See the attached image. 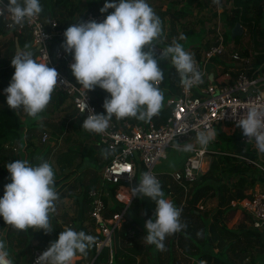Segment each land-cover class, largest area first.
<instances>
[{
    "label": "clouds",
    "instance_id": "1",
    "mask_svg": "<svg viewBox=\"0 0 264 264\" xmlns=\"http://www.w3.org/2000/svg\"><path fill=\"white\" fill-rule=\"evenodd\" d=\"M213 3L220 6V0H213ZM108 9L113 11L102 22L91 20L69 26L61 45L74 61L70 69L81 85L84 97L80 102L81 113L88 107L85 103L87 93L95 87L110 94L102 105L105 114H94L89 109L83 121L82 129L96 134L106 133L114 117L150 123L154 116L159 115L165 97L159 87L164 73L158 67V59L171 62L184 88L203 83V73L198 69L194 55L179 42L172 41L160 50L158 58L155 56L153 47L163 39V23L147 0H106L99 11L105 13ZM42 11L40 0L0 3V17L11 18L9 28H23L27 21L34 20ZM33 55L28 45L16 51L11 58L15 71L4 92L11 109L16 112L22 110L28 117L38 118L49 105L57 86L66 81L58 83L57 70L48 67V61L39 62ZM237 125L248 138L247 142H254L258 154L264 158V105H248ZM189 130L192 129L186 126L179 133L185 134ZM216 136V129L206 125L197 132L195 141L206 149ZM174 147L183 152L194 149L190 143H175ZM103 154L106 158L107 153ZM37 159L40 161L37 165L26 159H17L6 165L11 183L5 185L4 195L0 198V217L16 230L35 229L48 234L53 230L51 215L56 211L59 193L55 187L53 166L42 157ZM128 196L129 200L131 197H146L155 203L154 219L145 221L144 242L154 245L158 251L165 250L166 237L187 227L181 221L182 207H177L165 197L161 182L152 173H142L138 185L130 190ZM95 242L93 235L65 228L37 258L36 264H74L75 257L86 255ZM0 264H14L3 238H0Z\"/></svg>",
    "mask_w": 264,
    "mask_h": 264
},
{
    "label": "trees",
    "instance_id": "2",
    "mask_svg": "<svg viewBox=\"0 0 264 264\" xmlns=\"http://www.w3.org/2000/svg\"><path fill=\"white\" fill-rule=\"evenodd\" d=\"M229 1L231 5L230 8L224 9L219 14L226 28V31H224V38L226 37L227 39L231 37L230 30L237 22H239L242 27L247 26V32L251 35L252 39L255 40L256 35L263 37L264 24H261V20L264 19V0ZM105 2L106 0H40L43 11L39 16L42 19H56L60 25H65L72 17H83L91 5L100 3L97 8L99 11ZM108 2H114V0H108ZM177 2L182 4L177 6ZM192 5L197 7L198 12L209 6L213 11L212 17H216L217 15L213 0H172L164 9L158 6L154 11L160 17L162 23L167 20L170 33L176 34L180 19L192 13ZM112 11L113 9H108V11L103 14L106 17ZM180 26L183 27L181 24ZM208 29H210L208 32L212 33L213 30L210 27H208ZM7 32H9V30L4 28V18L2 17L0 18V34H6ZM183 33H185L186 36L198 33L202 35V38L204 34L202 29H200L199 32H194L193 27L183 29ZM237 36L238 35H235L233 38L235 39ZM178 42H180V40ZM15 44L19 47L25 45L30 46L31 36L28 31L13 32L10 39L11 53L15 50ZM192 46L196 47L194 56L198 58L199 54L197 50L200 48V43L197 44V42H195ZM241 52L243 54L250 53L256 65L264 62V42L261 40L252 41L251 48H246ZM34 56L35 55H33V57ZM67 58L71 59L72 55L68 53ZM213 58L215 59V56ZM14 71V67L11 66V59L7 61L0 56V176H3L2 180H0V198L4 195L2 184L5 181L3 178L5 177L7 180H11L10 174L6 169L8 163L17 159H26L31 164L37 165L40 162L37 159L38 157H42L44 160L48 161L51 150L50 145L42 142L40 139L42 132H48L49 130L45 126L38 125L34 120L29 121L27 118L30 117L28 116L24 121L26 127L25 130H23L21 128L22 121L19 117V111L16 112V110L11 109L6 103L7 94L4 92V89L8 87ZM64 73L70 80L78 84L75 77L72 75L70 67H64ZM165 73H169L167 67ZM234 75L235 74L231 73V77ZM227 80L230 81L231 79ZM222 82H225V80ZM169 83L173 84L172 81ZM175 88H177V84ZM89 94L91 102L98 109L103 108L102 105L106 98V91L99 87H95L94 90L89 91ZM66 101V94L55 90L50 102L53 103L54 108H58ZM54 108L52 109L54 110ZM168 113L169 107L163 106L159 115L154 116L151 121L158 124L165 119ZM135 120L138 123H144L137 119ZM64 128V124L61 123L58 128L59 132L63 131ZM214 128L217 131V136L210 144V146L214 148L213 150L216 149L217 151L235 153V151H233V141L239 138L240 134L237 131L225 134L221 132L218 126ZM53 134L57 136L55 132H53ZM17 141L20 145H23V147L20 148L19 157L14 156L12 152L13 145ZM186 155L187 153L185 156ZM78 156H81V160H89L88 162L94 165L93 167L96 169H101L102 164H97L99 159L96 155H93L90 147L84 154L76 146L61 142V146L56 149L53 155L54 160H49L54 169L55 187L57 191L61 189L62 181L66 178V173H64L63 170L71 167ZM250 158L252 157L250 156ZM183 160L184 159H182L181 162L171 165L166 164V168L160 170L170 171V169L179 168ZM52 161L54 162L52 163ZM217 169L223 170L227 174L237 175L233 185L229 186L227 183L221 182L219 175L216 173ZM141 171L142 167H139L134 177V185H137V177L141 175ZM254 172L259 174V179L264 180L258 169L252 163L246 162L235 155L215 153L211 157L208 168L204 172L199 173L197 177L188 184L186 191H184L177 182L173 181L169 175L160 173L159 181L161 182L165 197H169L177 207H182L181 221L184 222L187 227L179 233L166 237L164 241L165 250L158 251L154 245H148L144 242V236L146 235L144 227L145 221L150 218L154 219L155 203L146 197H133L123 212V220L120 228L113 235V253L112 262L110 264H150L148 261H145V258L149 257V255L151 256L153 264H184V262L185 264H202V262L203 264H233L231 255L235 253L236 250L239 251L237 256L239 264H245V259H248L247 262L252 263L254 257L251 252L248 253V250L251 251L253 245L258 244L260 238L259 231L250 227L248 223L249 218L246 214H244L234 228L227 227L224 222L233 215L236 209V207H232L229 204V201L231 199H240L245 196L247 181L249 185L254 183L255 177L246 180L243 174L247 176ZM94 176L80 187V192L77 196H73L75 205L80 208L81 214H79L78 219H75L73 222L69 220V226L76 231H84L86 234L93 235L97 242L101 238V235L94 231L93 222L90 221L89 225L84 224L89 209L86 197L87 190L91 186L98 184V178L95 179ZM109 188L114 191L115 186L110 185ZM61 196L64 195L61 194ZM207 198H214L216 200L215 207L199 209L197 204H204ZM123 206L124 203L114 198L106 215L110 216L115 212H119ZM208 216H211L210 222L207 221ZM69 221H67V223ZM0 227L5 231L6 237L13 239L16 245L21 246L23 250L26 247L27 241V248L30 247L33 239L38 240V246L46 244L49 239H51L50 242H55L62 230L61 224L59 223L52 237L49 233L45 234L43 230L28 229L27 231H19L6 225L3 218L1 219ZM129 231H132V234L127 236ZM117 238H126V242L121 243V240H117ZM95 244L88 250L86 255L78 254L77 256L79 257L75 259L74 264H106L108 249L104 247L96 253ZM203 244H207L206 250L201 249ZM212 245L218 247L219 251L213 252ZM178 255L179 259L182 260L181 263L174 260V258H178ZM137 257H139L138 260ZM151 259L149 257L150 261ZM14 263L17 264L18 262L14 261Z\"/></svg>",
    "mask_w": 264,
    "mask_h": 264
},
{
    "label": "built area",
    "instance_id": "3",
    "mask_svg": "<svg viewBox=\"0 0 264 264\" xmlns=\"http://www.w3.org/2000/svg\"><path fill=\"white\" fill-rule=\"evenodd\" d=\"M0 3L7 4L3 0H0ZM230 6L229 0H220V6L215 4L214 9L217 15L214 17L213 23L209 25L213 30L210 45L200 53L198 58H195L198 69L203 73V83L186 89L178 81L177 92L167 100L170 109L163 121L159 124L153 121L142 124L129 119L117 120L114 117L110 121L106 133H94L96 145L102 146L108 152L99 172L100 181L87 190L86 197L89 219L93 222L94 231L101 235L95 244L96 253L104 247L108 249L106 264L112 262L113 235L120 228L123 212L133 199L131 197L129 200L128 193L138 185V183L137 185L133 184L137 169L142 167L141 174L150 172L159 180V172L155 170V167L160 159L167 157L168 148L176 149L175 143L194 145L192 151L186 152L187 155L181 167L166 172L184 191L199 173L208 168L211 156L215 153L231 154L244 159L246 162L252 163L264 176V164L257 158H250L244 151L230 153L207 147L203 149L195 141L197 132L204 129L206 125L213 127L223 124L220 126L222 131L226 127L231 129V132L237 131L240 134L239 138L236 139L240 146L249 145L254 148L252 151L257 152L254 142H247L248 138L243 135L242 129L238 127L237 120L246 113L248 105H264V62L256 65L252 62L253 56L250 53L243 54L236 49H230L227 52L231 45L225 42L224 31L226 28L219 14ZM3 18L4 28L10 32L28 31L31 36V46L35 47L34 58L39 62L46 63L48 61L47 66L57 70L59 74L58 83L60 80L66 81V83L58 85L55 90L66 94L67 101L71 103L75 111L73 118L77 119L81 126L89 114V109H92L94 114H105L104 109H98L91 102L89 92L85 98L88 107L81 113L80 102L84 98L81 85L74 83L65 75L64 67L70 66L71 59L67 58L68 53H65L61 46L65 39L63 34L69 26L91 20L98 23L102 22L105 19L103 13L97 9H87L83 17H72L65 25H60L56 19H42L38 16L34 20L27 21L23 28H9L11 18L7 16ZM240 26L242 27L241 24ZM242 29L244 30V27ZM163 48L159 44L157 47H153L156 57L160 56V50ZM224 53H228L232 66L225 68L221 74L222 80L217 81L213 78V74L208 76L206 66L213 64L214 56H220ZM231 72L235 74L233 77H231ZM227 79L231 80L228 81ZM223 80L225 82H222ZM186 126L192 130L180 134L179 132ZM61 137L60 135L50 141L51 136L48 132H42L41 141L49 144L51 148L49 156ZM15 151L16 148L13 147L12 152ZM49 156L48 160L50 159ZM258 156L260 155L258 154ZM110 185L115 186V197L119 202L124 203V206L119 212L107 216L106 212L109 206L106 198L108 197L107 189ZM229 204L243 210V213L249 218L251 228L259 231L260 236L263 237L264 182L247 192L244 197L231 199ZM197 207L203 209L202 204H197ZM1 219L2 217H0V223ZM63 227L64 229L68 228L67 226ZM131 234L132 231H129L127 236ZM118 239L121 240V238ZM124 242H126V238H124ZM49 245L46 243L42 246H32L26 264H36L37 258L47 250Z\"/></svg>",
    "mask_w": 264,
    "mask_h": 264
},
{
    "label": "rangeland",
    "instance_id": "4",
    "mask_svg": "<svg viewBox=\"0 0 264 264\" xmlns=\"http://www.w3.org/2000/svg\"><path fill=\"white\" fill-rule=\"evenodd\" d=\"M3 1L8 3V0H3ZM171 1L172 0H147V2L150 4V6L153 9H155L158 6H160L162 9H164L169 3H171ZM99 4L100 3H97L96 5H91V6H89L88 9H97L99 7ZM176 4H177V6H179L182 3L180 4V2H177ZM191 7H192V13L189 15H186V17H184L183 19H180V21L178 23L176 34L170 33L167 20L163 22L164 36H163L162 41L158 42L159 45L166 47V46L170 45L172 43V41L175 40L178 42L180 40L179 43L185 48V50H187L193 54V50L196 48L195 47L196 45L192 46L193 43L197 42V44H199V43H204V41L206 42V41L211 40V33H209L206 28L210 27L209 25L212 24L214 21V17H212L213 11L209 8V6L200 12H198L197 7L195 5H192ZM180 24L183 27H181ZM261 24H264V19L261 20ZM189 27H193L194 32H199V30L202 29L203 33H204L203 34L204 39L202 38V35L198 34V33L186 36V34L183 33V29H187ZM182 36L186 37V39H181ZM5 37H3V39H5ZM7 37H10V36H7ZM201 38L203 40H201ZM258 40H261L262 42H264V36L259 37V35H256L255 40L252 39L251 35H249V33L247 32V26H246V27H244V32L242 34L238 35L237 38L234 39V38L229 37L226 39V37H225V42L229 43L231 45V47L228 48L227 52L230 51V49H236L238 51H243L246 48H251L252 41L255 42ZM164 62L167 63V61H164ZM164 62L162 60L158 59V67L164 73V79L161 82V84L159 85V87L164 92V97H165L164 102H165L166 98H167L166 96H169V93L166 92V90L164 89L165 86H169L170 92L174 93L175 92V85L178 83L179 77H178L176 70L173 68L171 62L169 61L167 64H165ZM166 67H167V70L169 71V73H165ZM211 68L213 71H215V69H213V67H210V66L208 67V70H210ZM170 81H172L173 84L169 83ZM106 98H110V94H108L107 92H106ZM225 124H227V123H225ZM221 125H223V124L214 125L213 128L216 126H218L220 128ZM223 129H224V131H222L221 129L220 130H221V132H223L225 134L232 133L231 132L232 130L229 128L224 127ZM48 133L50 134L51 132L48 131ZM51 134L53 135V133H51ZM92 134H94V133H92ZM70 139L71 138L69 137V140L67 141L65 136L63 137V134H62L60 141L57 142L56 147L52 151V154L49 156L50 161L53 159V155L55 154L56 149L61 146V142H66L67 144H70ZM50 141H52V139H50ZM92 142L93 143H92V145H90V149H91L93 155H96L100 161L104 160L105 156L103 153L106 152V150L102 146L97 147L95 145V135H93V141ZM80 144L81 143H79L77 145H80ZM88 144H90V143L85 142L84 143L85 146H81V145H83V144H81L80 149H82V147L83 148L86 147ZM210 144H211V142L208 144L207 148L214 149L210 146ZM233 145H234L233 151H237V152L244 151L248 156L253 157V159L257 158L258 160H260L264 164V158H262L261 156H258L256 151H252L254 149L253 147H251L249 145L240 146L237 140L233 141ZM185 154H186V152L177 151L176 149L168 148L167 149V158L160 159L159 162L157 163L156 167H155V170L159 171L160 169H165L167 166L166 164L171 165L174 163L181 162L182 159H185V157H186ZM247 158L249 159V157H247ZM88 161L89 160H85V159L81 160V156H78L74 160L73 165L71 167L65 168L63 170V172L66 173V176H65L66 178L62 181L61 189L59 191H57L59 193V199L56 201V205H55L56 211H55V213L52 214L53 218L56 217V219L58 221L57 223H60L62 225L61 231L65 230L63 226L70 227L69 226L70 225L69 219L72 216L68 212H70V210H72V212H73V205H72L73 196H77L78 193L80 192V187L85 182H87L88 177L86 176V169L91 168L92 170H94L96 173L92 172L93 173L92 176L95 175L96 177L94 176V178L95 179L98 178L97 179L98 183L100 181L99 180L100 179V176H99L100 169L99 170H98V168L96 169L95 167H93L94 165H91V163ZM244 161H246V160H244ZM53 162L54 161H52V163ZM170 168H173V167H170ZM216 173L219 175L220 181L227 183L229 186L233 185L235 179L237 178V175L227 174V173H225V171L219 170V169L216 170ZM243 175L246 177V180H248L251 177H255L254 183L252 185H249L248 181L246 183V192L252 191L255 188L257 180L260 177L259 174L254 172L253 174H250L247 176L245 174H243ZM2 177L3 176H0V180H2ZM140 178H141V175H138L137 181H139ZM3 179L5 180L6 178L4 177ZM10 182H11V180H10ZM107 190H108V197L106 199H108V200L106 202L109 205L110 203H112L113 199L116 197H115V191H112V189H109V188ZM61 194L64 196H61ZM215 204H216V200L214 198H211V199L207 198L205 203L202 205H203V209L204 208L206 209L208 207L214 208ZM73 214H74V212H73ZM234 215H235V213H234ZM65 218H69V219H65ZM67 221H69V222L67 223ZM89 222H90V219L88 216L85 225H89ZM50 236L52 237V235H50ZM0 238H3L6 241L7 249L10 253V256L13 257V260L18 262V263L21 262L22 264H26L27 256L30 252V248L32 246H38V244H39L37 239H33L32 241L30 239V241H31L30 247L29 248L25 247V249L23 250L21 248V246L16 245V243L13 239H11L10 237H6L5 231H3V229L1 227H0ZM50 240L51 239H49L46 243L50 244L51 243ZM117 240H119V239L117 238ZM121 241H122L121 243H125V242H123L124 238H121ZM120 245H122V244H120ZM255 245H257L254 247L255 251H256V249H258V247L260 250L259 254H256V255H258V260L260 259V264H264V235L262 237V243H261L262 246L260 244H255ZM251 252H252V250H251ZM256 253H257V251H256ZM238 254H239V251L236 250V252L231 255V257L234 258L233 261L236 264H239V259L237 258ZM138 259H139V257L137 258V260ZM179 260H181V259H179ZM245 260H246V264L247 263L252 264L250 262H247L248 259H245Z\"/></svg>",
    "mask_w": 264,
    "mask_h": 264
},
{
    "label": "crops",
    "instance_id": "5",
    "mask_svg": "<svg viewBox=\"0 0 264 264\" xmlns=\"http://www.w3.org/2000/svg\"><path fill=\"white\" fill-rule=\"evenodd\" d=\"M207 31L210 30L208 29V27L206 28ZM243 29H242V33H243ZM13 32H7L6 34H0V56L3 57L4 60H7L9 61L16 53V49L14 50L13 53H11V46H10V39H11V35H12ZM211 33V32H209ZM6 36V37H5ZM7 36H10V37H7ZM3 37H5V39H3ZM204 39V38H203ZM202 39V40H203ZM16 42V41H15ZM209 42V43H208ZM202 45V46H201ZM210 45V40L209 41H204V43H200V48L199 50H197L198 54L200 55V53L204 50V49H207V47ZM19 47V46H18ZM31 45L28 46V50L31 49ZM21 50L24 49V46H21L19 47ZM193 48V47H192ZM203 48V49H202ZM202 49V50H201ZM195 50V49H194ZM194 50H193V55H194ZM194 58H196L194 56ZM253 58V57H252ZM213 60V59H212ZM163 62L164 61H167V63L169 62V60L165 59V60H162ZM73 58H71V62H70V65L73 63ZM215 62V63H214ZM252 62L254 63V58L252 59ZM165 64H167L166 62H164ZM213 67V69H215V71L212 70V68L210 70H208V67ZM232 66L231 62L229 61V56H228V53H224L220 56H216L215 59L213 60V64H207V72H208V76L210 77L211 74H213V78H215L217 81H221L222 80V77H221V74L223 73V70L225 68H228ZM70 67V66H69ZM174 68V67H173ZM175 69V68H174ZM234 72V71H233ZM232 73V72H231ZM178 84V83H177ZM166 90V92L169 93V96H166V101L164 102V106L165 107H169L167 105V100H169L170 98H172L175 93L177 92V88H175V92L174 93H171L170 92V89H169V86H165L164 88ZM166 104V105H165ZM54 108V105L52 102L49 103V105L47 106L46 110L41 113L39 115L38 118H27L29 121H32L34 120L35 123H37L38 125H41V126H45L51 133L55 132L57 134V136H55V134H49L51 136V139H54V138H57L59 137L60 135L62 136L63 134V137L65 136L66 140L68 141L69 140V137L71 138L70 139V144L68 145H74L76 146L81 152H83L84 154L86 153V150L89 149L90 145H92V141H93V135L92 132H88V131H85L84 129H82V126L78 123L77 119L73 118V115H74V110L72 108V105L69 101H66V103H62V105H60L58 108H54V110L52 109ZM104 109V108H102ZM170 109V107H169ZM20 115V119L22 121V126L21 128L23 130H25V127L26 125L24 124V121L26 120V117L27 115L22 111L20 110L19 111ZM54 113V114H53ZM124 119H129V120H133L136 122L135 118H124ZM161 122V121H160ZM159 122V123H160ZM63 123L64 124V130L59 132L58 128L60 126V124ZM138 123V122H137ZM155 123V122H154ZM158 123V124H159ZM142 124H146V123H142ZM226 128V127H225ZM53 131V132H52ZM47 132V131H46ZM66 134V135H65ZM69 136V137H68ZM74 141V142H73ZM87 142V143H90L88 144L86 147H82V149H80V145L81 146H85L84 143ZM73 143V144H72ZM81 143L80 145H77ZM96 145V143H95ZM97 146V145H96ZM13 147L16 148V151L13 152L14 156L16 157H19V151H20V148H21V145L20 143L17 141L14 143ZM106 158H104V160L102 161H98L97 164H102L105 162ZM178 168V167H177ZM177 168H174V169H177ZM99 170V169H98ZM172 170V169H170ZM169 171V170H168ZM168 171H165V170H159V174L160 173H166ZM94 170H92L91 168H88L86 169V176L88 177L87 180L89 181L93 176V173ZM260 173V172H259ZM261 174V173H260ZM263 179H264V176H262ZM5 182L2 184V187L3 189L5 188V185L11 183L10 180H4ZM264 180L262 179H259L257 180V183H256V186L260 185L261 183H263ZM255 186V187H256ZM109 188V187H108ZM110 189V188H109ZM247 193V192H246ZM108 196V195H107ZM169 199V198H168ZM108 200V199H107ZM72 205H73V212L72 210H70V212H68L72 217L69 219V218H65V219H69L71 222H73L75 219H78L79 217V214H81L80 212V208L78 206L75 205V201L73 200L72 198ZM108 205V204H107ZM111 203L108 205L110 206ZM210 208V207H208ZM207 209V208H206ZM235 213V215H234ZM233 213V215L228 219L226 220L224 223L227 227L229 228H234L235 225L239 222V220L244 216L245 213H243V210L239 209V208H236L235 209V212ZM87 217H88V212H87ZM211 220V216H208V222H210ZM87 221V218L86 220L84 221V224L86 223ZM91 221V220H90ZM229 221V222H228ZM57 219L56 217L53 218V216H51V224L53 226V230L51 233H49V235H52L54 236L55 234V231H56V227L59 226V223H57ZM55 223V224H54ZM249 223V222H248ZM250 225V224H249ZM234 226V227H233ZM251 227V226H250ZM61 232V231H60ZM262 243V237L260 236L259 238V241H258V244L261 245ZM206 245L207 244H203V246L201 247L202 250H206ZM255 246L257 245H253L252 247V252L250 250H248V253L251 252L252 256L254 257V261L252 262V264H260V259L258 260V255L256 254H259L260 250H259V247L258 249H256L255 251ZM212 251L213 252H216V251H219V248L218 247H214V245H212ZM236 252V251H235ZM234 254V253H233ZM231 255V254H230ZM79 256H76L75 259H77ZM150 259H151V256L149 255ZM149 257L145 258V261H148L150 264H153L152 262V259L151 261L149 260ZM138 258V257H137ZM74 259V261H75ZM192 259V258H191ZM190 259V261H191ZM234 260V258H232ZM175 261H177L178 263H181L182 260H179V255H178V258H174ZM259 261V262H258ZM23 262V261H22ZM251 263V262H250ZM17 264H22L21 262L20 263H17ZM185 264V262H184ZM233 264H236L234 261H233ZM246 264V263H245ZM248 264V263H247Z\"/></svg>",
    "mask_w": 264,
    "mask_h": 264
},
{
    "label": "water",
    "instance_id": "6",
    "mask_svg": "<svg viewBox=\"0 0 264 264\" xmlns=\"http://www.w3.org/2000/svg\"><path fill=\"white\" fill-rule=\"evenodd\" d=\"M230 32H231V35H230L231 38H233L235 35H240V34H242V27L240 26V23H239V22L235 23V25L231 28ZM15 43H16V42H15ZM15 49H16V51H17L18 49H20V48L18 47L17 44H15ZM30 51L34 54V52H35V47L31 48ZM105 150H106V152H108L107 149H105ZM26 247H28V241H27V243H26Z\"/></svg>",
    "mask_w": 264,
    "mask_h": 264
}]
</instances>
